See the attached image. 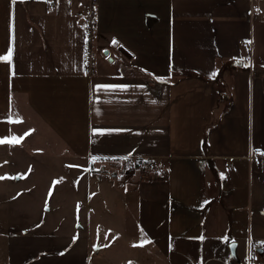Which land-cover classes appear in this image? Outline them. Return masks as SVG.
I'll list each match as a JSON object with an SVG mask.
<instances>
[{
    "label": "crops",
    "instance_id": "obj_1",
    "mask_svg": "<svg viewBox=\"0 0 264 264\" xmlns=\"http://www.w3.org/2000/svg\"><path fill=\"white\" fill-rule=\"evenodd\" d=\"M257 1L264 3L97 0L98 66L87 75L88 0H0V56L12 49L10 62L0 60V138L85 158L93 173L123 162L130 176L137 158L153 159L131 173L137 231L150 241L145 261L241 264L230 253L237 242L247 264H264V6ZM218 74L228 79L229 98L212 122ZM209 176L221 189L208 193ZM15 243L10 264H121L89 254L84 235ZM64 243L72 244L67 258L47 255Z\"/></svg>",
    "mask_w": 264,
    "mask_h": 264
},
{
    "label": "rangeland",
    "instance_id": "obj_2",
    "mask_svg": "<svg viewBox=\"0 0 264 264\" xmlns=\"http://www.w3.org/2000/svg\"><path fill=\"white\" fill-rule=\"evenodd\" d=\"M261 5L264 3L257 1V8ZM256 13L259 15V10ZM246 48V55H250L249 47ZM261 57L264 60V49ZM242 64L238 68L246 69L247 63ZM240 73L251 75L247 70ZM223 86L227 89L226 77ZM34 146L0 147V177H7L0 179V264H10L17 238L54 242L78 235L91 240L89 254H106L121 264H142L147 255L142 248L148 246H133L145 239L137 231L136 179L131 173L128 176L124 163H107L105 168L99 164L93 173L88 171L91 164L85 158L56 154L61 151L52 146ZM221 168L230 172L225 163ZM208 178V193L221 187V180ZM128 186L131 192L125 197ZM71 247L72 244L64 243L47 255L67 258ZM47 250L50 249L42 250L38 256ZM238 256L242 259L239 263L247 264L240 252ZM145 262L156 264L153 260ZM234 263L231 259L230 264Z\"/></svg>",
    "mask_w": 264,
    "mask_h": 264
},
{
    "label": "built area",
    "instance_id": "obj_3",
    "mask_svg": "<svg viewBox=\"0 0 264 264\" xmlns=\"http://www.w3.org/2000/svg\"><path fill=\"white\" fill-rule=\"evenodd\" d=\"M97 0H88L87 12L83 18V39H82V57H83V71L87 75H92L98 66V54L96 53L95 39L98 17L96 14ZM155 164L153 159L148 160L145 163L136 166H130L129 172L134 173L136 169L144 172V170L150 165ZM253 260L249 259V264H252ZM256 264V263H254Z\"/></svg>",
    "mask_w": 264,
    "mask_h": 264
},
{
    "label": "trees",
    "instance_id": "obj_4",
    "mask_svg": "<svg viewBox=\"0 0 264 264\" xmlns=\"http://www.w3.org/2000/svg\"><path fill=\"white\" fill-rule=\"evenodd\" d=\"M253 71L255 73L256 69L255 67L253 68ZM224 78L222 74H218L217 77H215L212 81L216 84H218V87L221 89V95H220V102L217 103L215 106H214V109H213V117H212V122H215L217 121L220 113L222 112L223 108H224V105H225V102L221 104V102L223 101H226L228 98H229V91H227L226 88H224L223 86V81H224ZM228 88V86H227ZM148 159H143V158H137L135 160V164L138 166L142 163H145L147 162Z\"/></svg>",
    "mask_w": 264,
    "mask_h": 264
},
{
    "label": "snow or ice",
    "instance_id": "obj_5",
    "mask_svg": "<svg viewBox=\"0 0 264 264\" xmlns=\"http://www.w3.org/2000/svg\"><path fill=\"white\" fill-rule=\"evenodd\" d=\"M15 2H16V0H13V3H15ZM113 43H116V42L113 41ZM248 43H251V41H249ZM11 59H12V49L11 48L8 50V54L7 55L0 56V60H4V61H9L10 62ZM9 122L10 123H21L22 120L19 119V118L15 119V120L10 119ZM28 134H30V132L27 133L26 135H28ZM22 139H23L22 137H16V136L0 138V144H4V143H8V144H19V143H21ZM5 178H7V177H0V179H5ZM225 239H227V237H225ZM149 242L150 241L142 240L138 245H133V246H140V247H142L144 243H149ZM130 264H131V262H130Z\"/></svg>",
    "mask_w": 264,
    "mask_h": 264
},
{
    "label": "water",
    "instance_id": "obj_6",
    "mask_svg": "<svg viewBox=\"0 0 264 264\" xmlns=\"http://www.w3.org/2000/svg\"><path fill=\"white\" fill-rule=\"evenodd\" d=\"M105 54H108V51H105ZM236 64L240 65V64H242V62L241 61H236V62L232 63V65H236ZM236 250H237V242H232L230 244V253H231L232 257L236 261H239V257L237 255V251ZM257 251L260 252V253H263V249L262 248H258Z\"/></svg>",
    "mask_w": 264,
    "mask_h": 264
}]
</instances>
